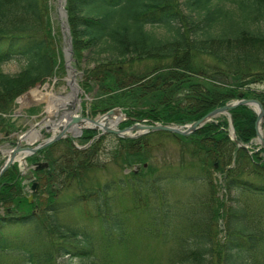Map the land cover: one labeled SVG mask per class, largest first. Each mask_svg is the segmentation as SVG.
Wrapping results in <instances>:
<instances>
[{"label": "trees", "instance_id": "16d2710c", "mask_svg": "<svg viewBox=\"0 0 264 264\" xmlns=\"http://www.w3.org/2000/svg\"><path fill=\"white\" fill-rule=\"evenodd\" d=\"M48 1L0 0V66L25 64L15 76L0 69V133L16 131L8 116L19 97L66 70ZM229 1L234 7L226 6ZM67 11L76 63L96 64L81 86L86 94L97 89L95 114L120 107L149 125L187 126L236 100L264 106V91L254 88L264 83V0H67ZM148 27L167 33L160 37ZM144 61L163 64L136 74ZM230 114L238 141L252 155L232 141L229 119L221 117L189 137L103 136L82 150L63 140L29 159L30 165L49 163L29 183L15 164L1 179L0 262L60 264L100 252L112 263L114 248L130 253L137 240L160 238L164 226L170 229L163 236L173 240L168 264H264V149L253 146L257 114L247 106ZM97 134L85 131L78 145ZM110 137L115 162L130 173L93 185L91 174L104 169L102 144ZM154 137L180 146L182 159L172 172L160 173L151 163L159 146ZM213 172L221 176L222 195ZM34 183L37 191L29 192ZM164 184L209 185L210 194L197 203L212 209L198 218L201 211L192 213L182 201L173 206ZM219 221L224 230L214 234Z\"/></svg>", "mask_w": 264, "mask_h": 264}, {"label": "rangeland", "instance_id": "374dc122", "mask_svg": "<svg viewBox=\"0 0 264 264\" xmlns=\"http://www.w3.org/2000/svg\"><path fill=\"white\" fill-rule=\"evenodd\" d=\"M49 7L51 9V20L53 23V28L55 32H58L59 38H60V46L61 50L63 51L65 48L64 44V38L61 31V25L63 23V20H61L60 12H59V0H49ZM227 7H232L233 4L231 1L227 2ZM234 7V6H233ZM95 13V12H94ZM47 17L45 16V20ZM69 24V21H68ZM70 27V25H69ZM264 28V26H263ZM149 30L156 33V35L162 37L166 35V29L161 27H155L151 28L148 27ZM71 30V29H70ZM64 52V51H63ZM64 55V53H63ZM65 58V56H64ZM100 59H103L101 63L107 62V57L104 55ZM65 62V59H64ZM61 63V61H60ZM162 65L161 62H154V61H144L143 63H138L135 71L136 74L144 75L148 73L150 70L156 66V64ZM23 62H10L6 63L2 66H0V69L3 71V73L11 76L18 75L22 69L24 68ZM72 65L77 68V76L76 81L79 85L82 86V82H84L85 79V71L93 69L96 64L94 62H88V60H84L81 65L76 64V62H72ZM64 67L66 69V62L64 64ZM68 77H69V71L65 70V72L59 71V74L57 78L49 79L44 84L38 85L28 92L24 93L21 97H19L16 101L14 111L12 115L8 116V119H13L15 125V130L17 133L25 132L28 129H30L33 125L37 124L38 122H41L42 119L47 116L45 113L47 110V106L45 103L40 104H33L26 106L25 108L21 109L20 107V99L32 92L33 90H39L45 94L47 93H62L65 91V88L71 90V88L68 86ZM255 89H258L260 91H264V83L263 84H257L254 85ZM96 88L94 92L91 94L81 93L80 99H81V105L83 108V116L84 117H90L92 119H95L97 117L101 116V110L97 112L94 110L93 105L96 101ZM32 109H36L34 114L30 113L29 111ZM98 115V116H97ZM135 119L136 115L130 111L128 114V117ZM225 117L226 116H220ZM137 119H140L136 117ZM124 122L128 123L129 120H123L120 124H123ZM133 124H135V121H131ZM40 130V129H39ZM45 130H43L44 132ZM229 134L232 135L231 129L229 130ZM45 138L36 139L34 141H30L29 143L33 142H41ZM155 140L159 146H157L155 152L153 153L154 158L151 161V163L158 169V172L167 174V171L173 170L174 167H176L179 163V161L182 159V150L180 146L173 141L171 138H155L152 139ZM0 148L3 150H10L16 146V136H12L9 138H6V135L4 133H0ZM115 139L110 137L108 138L103 144H102V154L100 155V161L101 165L104 166V169L97 171L96 173L91 174L92 177V184H100L105 183L110 180H118L121 178L124 174L130 173V170H123L120 165L115 162L112 150L115 146ZM258 139H255L253 141V146L259 147ZM258 151V150H257ZM3 160L4 157H3ZM29 172V171H27ZM28 176H31L30 174ZM212 179L214 182L217 183V191L220 192L219 194L222 195L223 190H220L219 185L221 182V176L219 172H213ZM250 180H255V178L251 177ZM76 185V182L74 183ZM74 185V186H75ZM164 186L169 190V200L173 203V206L177 204V202L182 201L185 206H189V210L196 214L198 213V218H201L203 214L209 213L212 209V206H205L198 204V200L201 199L202 196H208L211 192V188L209 185H181V184H164ZM174 188V189H173ZM172 193V194H170ZM215 205V204H213ZM172 221V220H171ZM170 221V222H171ZM214 234L215 231L218 232V230H224V223L223 221H219L215 223L214 225ZM161 231L160 238L152 239V238H141L133 244V248L130 251V253L127 252L128 249L124 248H114L111 252L112 258H114V262L109 263L108 255L107 258H104L103 254L100 252H97L93 257L91 258H63L59 261L60 264H168V255L171 252V249H173V240L171 238L164 237L163 234L168 232L170 227H159ZM170 233V232H169ZM224 236V233L219 235V238H222ZM218 238V237H217ZM1 264H11V261L6 259L5 262H0Z\"/></svg>", "mask_w": 264, "mask_h": 264}, {"label": "water", "instance_id": "95a60500", "mask_svg": "<svg viewBox=\"0 0 264 264\" xmlns=\"http://www.w3.org/2000/svg\"><path fill=\"white\" fill-rule=\"evenodd\" d=\"M59 12L61 20H63V23L61 25V31L64 38V56H65V62H66V70L73 71L74 77H76L77 70L72 66V62H75L74 59V50H73V43H72V36H71V30L68 24V12H67V0H59ZM79 88L80 93H83L84 91L82 88L77 85ZM75 106H69L65 110L61 111L60 113H57L52 116L45 117L40 123L34 125L29 132L32 130H35L38 132L39 136H43L41 134V131L38 130L40 128L41 130L45 129L46 133H50L51 136L48 139L43 140L38 145H33L30 143H25V136L29 133L23 132L21 134L17 135V146L16 148H13L8 151H4L0 149V154H2L6 159L4 165L0 169V182L3 177V175L15 164L18 163L20 167H24V169L27 168V160L28 158L32 157L33 155L39 153L40 151L47 149L48 147L52 146L53 144L64 140V139H72L77 140L80 137H82L85 130H95L98 133V135L89 143L91 145L94 141L99 140L101 137L105 135H115L118 138L122 139H138L145 135H148L150 133L155 132H167L170 134L180 135L184 137L191 136L195 132H197L199 129L203 128L206 124L214 121L216 118L220 116H229L230 118V126H231V138L232 140L242 149L249 151V147L246 145L241 144L236 136L234 126H233V118L230 115V111L233 109H236L240 106H247L253 109L257 113V121H256V135L257 139L259 140V144L261 148L264 149V107L261 104L260 101L255 99H244V100H238L232 103L227 104L224 107L217 108L207 114L204 118L201 120L187 126H169V125H163L159 123H155L153 125H147L145 123V120H136L130 117H127L121 108H115L100 117H97L95 119H92L90 117H84L83 116V108ZM120 118L117 121H114L113 119ZM121 118H124L125 120H132L136 123L132 126L125 128V129H119V124L121 122ZM89 120L93 124H95L93 127H88L80 130H76V126L80 125L83 121ZM114 121V122H113ZM43 124H45L43 126ZM261 131L263 134H261ZM86 147H78L79 149H85ZM21 158V160H20ZM37 170H43L45 168L49 167L48 163H37L35 165ZM1 188V186H0ZM34 191H37L38 184L35 183L33 185ZM32 197H30V201H32Z\"/></svg>", "mask_w": 264, "mask_h": 264}, {"label": "bare ground", "instance_id": "6f19581e", "mask_svg": "<svg viewBox=\"0 0 264 264\" xmlns=\"http://www.w3.org/2000/svg\"><path fill=\"white\" fill-rule=\"evenodd\" d=\"M68 86L71 88V90L67 91L68 89L65 88V91L59 94H56L54 92L52 93H43L39 90H33L23 98H21L20 101V107L21 109L25 108L26 106L33 105V104H40L45 103L47 106V113L52 116L57 113H60L61 111L65 110L69 106H75L81 107V99H80V91L77 87L78 83L76 81V77H74L73 71L70 70V74L68 77ZM120 118L113 119L114 121H117ZM124 120V118H121V121ZM113 121V122H114ZM95 124H93L89 120L83 121L80 125L76 126V130L93 127ZM261 134L263 132L261 131ZM40 136L37 131L32 130L27 139H31V141H34L36 139H39ZM21 160V158H20Z\"/></svg>", "mask_w": 264, "mask_h": 264}]
</instances>
